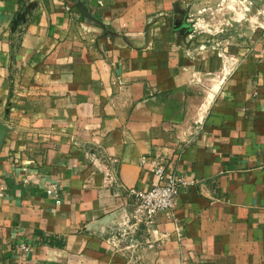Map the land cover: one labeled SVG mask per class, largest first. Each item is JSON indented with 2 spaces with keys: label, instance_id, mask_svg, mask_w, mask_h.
Wrapping results in <instances>:
<instances>
[{
  "label": "crops",
  "instance_id": "obj_1",
  "mask_svg": "<svg viewBox=\"0 0 264 264\" xmlns=\"http://www.w3.org/2000/svg\"><path fill=\"white\" fill-rule=\"evenodd\" d=\"M188 1L0 0V264H264V38L201 43ZM156 159L191 184L125 227Z\"/></svg>",
  "mask_w": 264,
  "mask_h": 264
},
{
  "label": "rangeland",
  "instance_id": "obj_2",
  "mask_svg": "<svg viewBox=\"0 0 264 264\" xmlns=\"http://www.w3.org/2000/svg\"><path fill=\"white\" fill-rule=\"evenodd\" d=\"M185 28L206 44L253 43L264 38V0H189L180 6Z\"/></svg>",
  "mask_w": 264,
  "mask_h": 264
},
{
  "label": "built area",
  "instance_id": "obj_3",
  "mask_svg": "<svg viewBox=\"0 0 264 264\" xmlns=\"http://www.w3.org/2000/svg\"><path fill=\"white\" fill-rule=\"evenodd\" d=\"M153 165L157 182L147 191L129 189L127 192L131 203L128 202L130 211L124 217L125 227L129 224L133 227L142 224L152 225L159 213L174 210L181 189L191 184L185 178L169 173L167 163L163 159L154 160ZM58 187V185L52 186L48 191L49 194L55 195ZM57 203L60 204L61 201L58 200ZM30 250L31 246L26 243L19 246V251L23 253H28Z\"/></svg>",
  "mask_w": 264,
  "mask_h": 264
},
{
  "label": "water",
  "instance_id": "obj_4",
  "mask_svg": "<svg viewBox=\"0 0 264 264\" xmlns=\"http://www.w3.org/2000/svg\"><path fill=\"white\" fill-rule=\"evenodd\" d=\"M36 7V3H27V1H24V9L18 14L16 20L14 21L12 27L13 32H21L22 27L27 24ZM9 132L10 127L0 121V157Z\"/></svg>",
  "mask_w": 264,
  "mask_h": 264
}]
</instances>
